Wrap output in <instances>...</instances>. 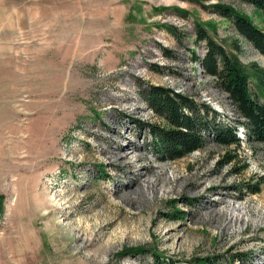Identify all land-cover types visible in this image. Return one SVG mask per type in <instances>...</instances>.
Returning <instances> with one entry per match:
<instances>
[{"label":"rangeland","instance_id":"1","mask_svg":"<svg viewBox=\"0 0 264 264\" xmlns=\"http://www.w3.org/2000/svg\"><path fill=\"white\" fill-rule=\"evenodd\" d=\"M217 1L264 28L251 5L204 4ZM194 18L214 20L226 49L237 39L241 62L264 70V56L195 1L0 0V264H156L120 254L135 246L167 264H264V143L239 123L238 146L208 140L165 159L145 126L165 121L139 84L205 102L209 119L245 121L192 57L204 53Z\"/></svg>","mask_w":264,"mask_h":264},{"label":"trees","instance_id":"2","mask_svg":"<svg viewBox=\"0 0 264 264\" xmlns=\"http://www.w3.org/2000/svg\"><path fill=\"white\" fill-rule=\"evenodd\" d=\"M199 3L204 9L223 17L227 20L235 32L243 40L247 41L262 56H264V28L244 11L231 4L217 1L204 4V0H190ZM251 5L264 23V0H237ZM174 11L187 17L189 12L185 9L174 7ZM168 29L179 40L180 34L175 26ZM217 25L214 20L200 21L193 19V39L195 42H204V53L196 56L194 50L193 59H197L202 72L215 80L216 84L232 101L236 110L245 121H233L226 124L217 121L215 117L208 118L210 105L205 102L198 103L194 97L182 92H175L171 88L160 85H138V93L156 116L165 121L163 126L155 124H143L135 120L140 126L145 125L149 133L155 138V145L159 154L165 159H176L191 152L201 149L208 140L228 146L239 145L237 137V124L246 126L247 138L264 143V70L253 64L250 72L244 65L239 53L241 47L238 40H234L233 50H228L218 38ZM257 79L251 86V77ZM213 136L210 137V133ZM235 156L227 154L219 160V165L231 161ZM104 171V170H103ZM177 212H179L177 210ZM181 212V211H180ZM180 217V216H178ZM150 253L156 260V264H167L173 261H159L161 255L149 247L135 246L124 248L120 254ZM214 257H195L194 264H214Z\"/></svg>","mask_w":264,"mask_h":264},{"label":"built area","instance_id":"3","mask_svg":"<svg viewBox=\"0 0 264 264\" xmlns=\"http://www.w3.org/2000/svg\"><path fill=\"white\" fill-rule=\"evenodd\" d=\"M202 55H203V54H202ZM198 68H199V70H202V68H201V65H200V64L198 65ZM175 92H178V91H175ZM182 93H183V92H182ZM212 136H213V134H211V133H210V137H212ZM241 138H242V136H241Z\"/></svg>","mask_w":264,"mask_h":264}]
</instances>
